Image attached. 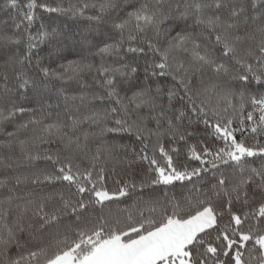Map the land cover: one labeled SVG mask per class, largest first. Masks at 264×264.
<instances>
[{"label":"snow or ice","instance_id":"obj_1","mask_svg":"<svg viewBox=\"0 0 264 264\" xmlns=\"http://www.w3.org/2000/svg\"><path fill=\"white\" fill-rule=\"evenodd\" d=\"M0 264H264V0H0Z\"/></svg>","mask_w":264,"mask_h":264}]
</instances>
